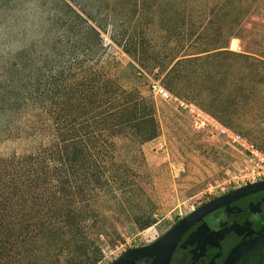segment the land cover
I'll return each mask as SVG.
<instances>
[{"label": "rangeland", "instance_id": "rangeland-1", "mask_svg": "<svg viewBox=\"0 0 264 264\" xmlns=\"http://www.w3.org/2000/svg\"><path fill=\"white\" fill-rule=\"evenodd\" d=\"M18 2L5 18L0 12V104L11 102L0 112V125L11 112L18 111L19 100H28L37 87L26 67L42 49L39 43L45 32L57 31L68 15L59 3ZM77 2L90 19L100 18L98 6L114 9L117 14L108 23H119L117 29L138 43L147 41L141 51L145 58L153 59L140 66L111 40L112 27L100 30L103 71L125 89L139 92L153 106L159 128L156 138L140 145L124 144L119 150L118 162L125 166L120 198L132 201L134 211L152 216L154 223L140 229L124 216L108 218V236L101 238L102 259L98 264H111L126 251L149 245L205 202L259 178L254 162L238 148L227 144L213 128L195 130L187 112L172 101L154 96L151 86L158 82L264 153V0ZM226 40L234 54L217 60L214 86L207 73L199 80L189 76V69L167 74L173 53L182 49L198 52ZM192 43L195 45L190 46ZM12 62L20 65L22 75L7 66ZM200 85L206 100L192 91ZM212 91L217 100H210ZM212 104L220 112L219 119L207 111ZM43 117L42 130L41 113L23 110L15 118L16 129L11 134L0 132V155L32 152L48 142L53 127ZM104 214L112 213L106 209ZM49 260L42 264H58Z\"/></svg>", "mask_w": 264, "mask_h": 264}, {"label": "trees", "instance_id": "trees-1", "mask_svg": "<svg viewBox=\"0 0 264 264\" xmlns=\"http://www.w3.org/2000/svg\"><path fill=\"white\" fill-rule=\"evenodd\" d=\"M18 1L0 0L2 16ZM42 1L61 4L68 15L57 31L45 32L42 49L26 67L37 87L28 100H19L20 108L1 123L0 132L11 134L15 118L27 109L41 113L42 130L45 116L53 133L32 152L0 155V264H42L49 259L58 264H98L108 218L124 216L140 229L154 223L152 216L136 213L132 201L120 198L125 166L117 156L124 144L146 143L159 129L153 106L103 71L100 30L112 27L111 40L140 66L153 59L141 51L147 41L138 43L117 29L119 23H108L117 14L114 9L98 6L100 18L90 19L77 0ZM233 54L228 40L198 52L182 49L169 57L167 74L189 69V76L199 80L207 73L214 86L217 60ZM7 66L22 75L18 63ZM202 87L192 91L206 100ZM211 96L217 100L213 91ZM4 101L0 112L11 103ZM209 107L208 113L219 119L215 105ZM106 209L110 216L104 214Z\"/></svg>", "mask_w": 264, "mask_h": 264}, {"label": "flooded vegetation", "instance_id": "flooded-vegetation-1", "mask_svg": "<svg viewBox=\"0 0 264 264\" xmlns=\"http://www.w3.org/2000/svg\"><path fill=\"white\" fill-rule=\"evenodd\" d=\"M261 182L258 178L205 202L165 234L205 204ZM154 259L140 258L133 264H151ZM167 264H264V188L237 195L193 221L179 237Z\"/></svg>", "mask_w": 264, "mask_h": 264}, {"label": "water", "instance_id": "water-1", "mask_svg": "<svg viewBox=\"0 0 264 264\" xmlns=\"http://www.w3.org/2000/svg\"><path fill=\"white\" fill-rule=\"evenodd\" d=\"M262 188H264V182L249 185L205 204L192 213L187 219L180 220L170 231H168L152 244L142 248L126 251L113 264H133L136 259L153 256H155V259L151 264H167L179 237L193 221H195L201 215L214 210L221 204L225 203L231 198L236 197L237 195Z\"/></svg>", "mask_w": 264, "mask_h": 264}, {"label": "built area", "instance_id": "built-area-1", "mask_svg": "<svg viewBox=\"0 0 264 264\" xmlns=\"http://www.w3.org/2000/svg\"><path fill=\"white\" fill-rule=\"evenodd\" d=\"M151 89L154 96H158L160 99L165 101H172L176 103L178 107L185 110L190 116L191 123L195 130L203 131L208 128H213L215 131H218V134L226 140L227 144L238 148L252 162H254L256 168L259 170V178L264 180V153L251 144L247 138L222 127L212 117L203 113L192 103H188L172 95L158 82H153Z\"/></svg>", "mask_w": 264, "mask_h": 264}, {"label": "bare ground", "instance_id": "bare-ground-1", "mask_svg": "<svg viewBox=\"0 0 264 264\" xmlns=\"http://www.w3.org/2000/svg\"><path fill=\"white\" fill-rule=\"evenodd\" d=\"M232 46V45H231ZM231 49V48H230Z\"/></svg>", "mask_w": 264, "mask_h": 264}]
</instances>
